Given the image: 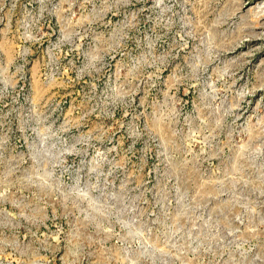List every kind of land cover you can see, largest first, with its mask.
<instances>
[{
	"label": "rangeland",
	"instance_id": "374dc122",
	"mask_svg": "<svg viewBox=\"0 0 264 264\" xmlns=\"http://www.w3.org/2000/svg\"><path fill=\"white\" fill-rule=\"evenodd\" d=\"M0 264H264V0H0Z\"/></svg>",
	"mask_w": 264,
	"mask_h": 264
}]
</instances>
